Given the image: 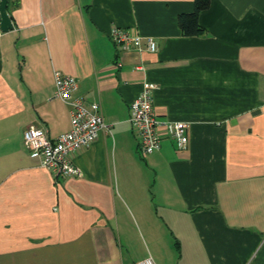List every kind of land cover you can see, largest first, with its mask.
I'll return each instance as SVG.
<instances>
[{"label": "crops", "instance_id": "obj_1", "mask_svg": "<svg viewBox=\"0 0 264 264\" xmlns=\"http://www.w3.org/2000/svg\"><path fill=\"white\" fill-rule=\"evenodd\" d=\"M7 0L0 30V264H264V0ZM157 49H122L112 27ZM118 63H120L118 65ZM55 70L97 101L106 127L55 177L24 129L70 127ZM150 85L155 112L187 123L141 155L129 103Z\"/></svg>", "mask_w": 264, "mask_h": 264}, {"label": "built area", "instance_id": "obj_2", "mask_svg": "<svg viewBox=\"0 0 264 264\" xmlns=\"http://www.w3.org/2000/svg\"><path fill=\"white\" fill-rule=\"evenodd\" d=\"M112 41L122 49H157L156 41L142 35L137 28L114 26L109 32ZM120 63H118L119 65ZM54 97L69 105L70 127L51 137L47 130L29 125L23 131V144L31 158L49 170L55 177H72L81 174V169L73 162V154L89 146L106 127L97 101L86 102L75 95L77 81L73 76L53 72ZM150 85L144 83L140 93L129 103V122L137 140V150L147 155L157 150L164 137L174 138L177 147L187 142V123L161 118L154 110ZM135 264H157L151 256H146Z\"/></svg>", "mask_w": 264, "mask_h": 264}, {"label": "trees", "instance_id": "obj_3", "mask_svg": "<svg viewBox=\"0 0 264 264\" xmlns=\"http://www.w3.org/2000/svg\"><path fill=\"white\" fill-rule=\"evenodd\" d=\"M210 0H194L193 10L178 16V26L185 36L200 35L204 28L198 22V14L209 6Z\"/></svg>", "mask_w": 264, "mask_h": 264}, {"label": "water", "instance_id": "obj_4", "mask_svg": "<svg viewBox=\"0 0 264 264\" xmlns=\"http://www.w3.org/2000/svg\"><path fill=\"white\" fill-rule=\"evenodd\" d=\"M7 0H0V30L7 31L12 27L11 19L6 11Z\"/></svg>", "mask_w": 264, "mask_h": 264}]
</instances>
